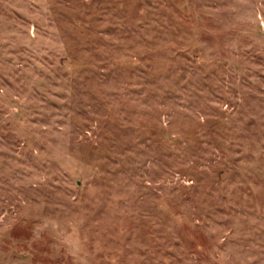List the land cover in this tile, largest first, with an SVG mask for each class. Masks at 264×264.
Listing matches in <instances>:
<instances>
[{
  "label": "rangeland",
  "instance_id": "1",
  "mask_svg": "<svg viewBox=\"0 0 264 264\" xmlns=\"http://www.w3.org/2000/svg\"><path fill=\"white\" fill-rule=\"evenodd\" d=\"M0 264H264V0H0Z\"/></svg>",
  "mask_w": 264,
  "mask_h": 264
}]
</instances>
